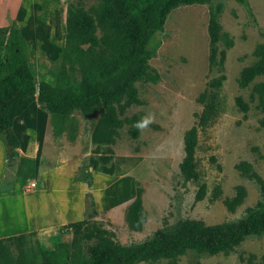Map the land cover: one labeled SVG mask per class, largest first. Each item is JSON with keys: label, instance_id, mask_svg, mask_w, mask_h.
<instances>
[{"label": "rangeland", "instance_id": "374dc122", "mask_svg": "<svg viewBox=\"0 0 264 264\" xmlns=\"http://www.w3.org/2000/svg\"><path fill=\"white\" fill-rule=\"evenodd\" d=\"M12 1L0 0V26L11 23L5 7ZM70 1L63 0L61 8L55 10V26L59 27L60 22L62 25L64 6ZM96 1L83 0V6L88 8ZM218 4V20L224 35L217 48L218 52L224 50L225 56L219 62L218 54L217 62L211 64L208 21L210 11ZM20 15L29 20L38 18V14L31 16L26 9ZM44 28L27 31L29 36L36 34L33 38L37 41L32 46L28 44L32 47L30 64L35 72L47 73L53 63L51 57L58 70L61 56L47 51L49 46L58 51L59 40L51 35L56 28ZM100 34L97 28L96 35ZM154 44L146 64L147 71L156 73L158 79L148 80L144 75L137 78L133 82L137 101L125 105L122 99L119 116L141 118L153 113L155 122L138 130L136 138L129 133L131 124H123L110 145L115 164L112 175L88 166L89 156L98 155L93 153L95 145L90 134L99 111L88 117L70 114L66 131L54 136L50 114L34 101L14 119L12 128L20 143L13 162L5 158V145L0 138V194L11 195L8 200L0 199V222L10 212L18 213V220L6 229L13 226L12 230L20 229L14 235L25 233L24 264H41L40 257H34L42 247L55 248L61 264H73L70 255L84 251L91 243L83 236L93 231L94 225L107 230L114 242L129 244L186 219L201 220L205 225L238 220L262 198L260 184L250 174L255 173L264 181V97L260 102L254 91V85L264 81V75L257 76L246 87L238 84V78L243 67L256 61L257 46L264 44V0H247L245 6L236 0L180 4L167 13ZM87 46L82 44L81 48ZM84 68L75 60L65 61L67 81L81 83ZM220 77L221 86L212 87L210 83ZM203 94L205 101L210 94L215 95L216 111L205 124L198 125L204 108L200 100ZM237 97L247 103V111L238 107ZM191 126L197 127L195 180L187 179L180 171L183 135ZM70 134H75L73 141ZM243 161L250 165L248 173L236 166ZM85 172L90 173L88 181L81 179ZM202 184L205 194L198 199ZM137 185L142 188L147 218L139 230H133L124 214ZM238 185L245 195L234 210H229L224 199L234 196ZM75 221V230L63 227ZM9 252L12 264H18L17 242L9 244ZM250 254L255 256V262L262 261L264 234L247 237L227 252L202 254L187 250L176 260L177 264H246ZM165 263L166 259L161 258L136 264Z\"/></svg>", "mask_w": 264, "mask_h": 264}, {"label": "trees", "instance_id": "16d2710c", "mask_svg": "<svg viewBox=\"0 0 264 264\" xmlns=\"http://www.w3.org/2000/svg\"><path fill=\"white\" fill-rule=\"evenodd\" d=\"M208 0H97L88 8L83 0H71L66 8L65 40L62 57L55 82L37 79L29 66V45L19 28L13 23L0 26V138L5 145V158L13 162L19 147V138L13 131L14 119L20 116L32 102L36 101L50 114L52 133L60 136L66 131V118L76 112L88 117L99 111L93 124L90 140L95 145L89 156L88 166L103 174L112 175L115 170L114 152L110 147L119 135V129L125 122L130 123L129 133L133 138L138 130L132 127L140 120L138 116L120 117L119 110L123 104L137 101L133 82L144 75L148 80L156 81L158 75L147 71L146 60L152 55L156 46L152 43L162 30L167 13L180 4L204 3ZM247 5V0H236ZM220 4L210 11L208 35L210 39L211 64L222 62L225 51L218 52L217 43L224 35L219 24ZM101 31L96 35V29ZM82 44H88L82 49ZM256 61L242 68L238 84L246 87L257 76L264 75V44L255 50ZM77 61L84 69V78L79 84L67 81L64 62ZM222 78L214 79L212 87H220ZM260 102L264 97V81L254 85ZM204 108L198 117V125L205 124L215 115V95L210 94L204 100ZM238 107L247 111L248 105L241 97L236 98ZM118 108V109H117ZM70 140L75 134H70ZM197 145V127L191 126L183 135V157L180 171L187 179H197L194 160ZM106 146L103 150L101 147ZM264 147V146H263ZM237 168L248 173L250 165L243 161ZM260 184L262 198L247 209L246 214L235 221L214 225H205L201 220L186 219L168 229L155 231L140 242L119 244L108 235L107 230L93 226V231L83 238L91 241L86 249L71 254L73 264H136L140 261L166 259L165 264H177V256L187 250L202 254L227 252L250 236L264 234V181L257 174L251 173ZM89 172L82 173L81 179L88 181ZM9 190L6 189V191ZM205 194V185L197 191V198ZM142 188L136 186L133 199L125 208L124 218L129 228L139 230L146 221L147 212L142 204ZM245 195L241 185L231 198L224 203L229 210L242 202ZM73 230L77 221L63 226ZM32 233V232H30ZM25 233L0 238V262L12 264L9 244L17 242L19 249L18 264L25 263V251L22 248ZM41 264H61L57 251L53 247H42L36 252ZM250 254L246 264H264L254 261Z\"/></svg>", "mask_w": 264, "mask_h": 264}, {"label": "crops", "instance_id": "0c3cea01", "mask_svg": "<svg viewBox=\"0 0 264 264\" xmlns=\"http://www.w3.org/2000/svg\"><path fill=\"white\" fill-rule=\"evenodd\" d=\"M62 1L63 0H14L5 7V10H7L6 11L7 14L10 15L11 23H13V25L15 27L20 29V31H21L22 35L24 36V38L26 39L27 43L30 44V46H32L33 43L37 42L33 38V36H35L36 34L29 36L27 30L30 28H33V29L43 28V29H45L44 27H48V28H50V30L51 29L53 30L56 27H58V24H57V26H55V24L53 23V20L56 17L55 10L57 8H61V2ZM64 8L65 9L63 11L62 25L60 22L59 23L60 26L58 28H56L55 30H53L52 34L50 33L53 37L55 36V38H58V40H59V42L57 43L58 44V47H57L58 51L57 52L54 51V49H55L54 47H52V48H54L53 50H50V46L48 47L49 49L47 50L48 52H52L55 55L59 54L58 57H60V56L62 57V50H63L64 40H65L64 23H65V18H66V8H67L66 5L64 6ZM23 9L28 10V13L30 12V15L31 14L33 15L34 13H35V15L38 14V18L35 17V20H32V19L29 20V18L26 19V18L22 17L20 15V13ZM11 11H14V12L11 13ZM43 24H49V26L43 25ZM5 25H1V26H5ZM55 32H56V34H55ZM55 38H54V41H55ZM61 43H63V46H61ZM29 49H30L29 66H30L31 70L33 71L35 77L37 79H42V80H45L48 82H55L57 74H58V72H57L58 70L56 69V66H57L56 60L52 59V57H51L50 60H52L53 63H52V66L48 70L47 73L44 70H42L40 72H35V70L33 69V67L30 64L31 63L30 61H31L32 47H29ZM60 62H61V60H60ZM10 196H11L10 193L0 194V199L3 198L5 201V200H8L10 198ZM15 214L18 215V213L14 212V211L10 212L9 217L11 219L9 217H6L5 221L0 222V223H2V224H0V236L14 235V234H16L17 231L20 230L19 228L18 229L14 228L12 230L13 226H11L9 229H6V228H8L7 225H11L18 220L16 218L17 216H15ZM4 222L8 223V224H5Z\"/></svg>", "mask_w": 264, "mask_h": 264}, {"label": "clouds", "instance_id": "9594fccd", "mask_svg": "<svg viewBox=\"0 0 264 264\" xmlns=\"http://www.w3.org/2000/svg\"><path fill=\"white\" fill-rule=\"evenodd\" d=\"M153 122H155V115L149 113L148 115L142 116L139 121L134 122L132 127L137 130H144Z\"/></svg>", "mask_w": 264, "mask_h": 264}]
</instances>
